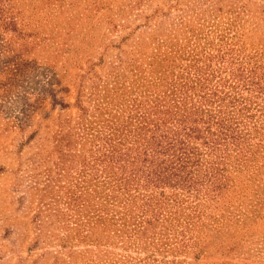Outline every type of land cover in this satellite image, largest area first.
<instances>
[{"label":"rangeland","instance_id":"obj_1","mask_svg":"<svg viewBox=\"0 0 264 264\" xmlns=\"http://www.w3.org/2000/svg\"><path fill=\"white\" fill-rule=\"evenodd\" d=\"M186 72L231 102L246 159L155 247L94 223L85 193L75 208L70 141L80 108L112 115ZM0 264H264V0H0Z\"/></svg>","mask_w":264,"mask_h":264},{"label":"trees","instance_id":"obj_2","mask_svg":"<svg viewBox=\"0 0 264 264\" xmlns=\"http://www.w3.org/2000/svg\"><path fill=\"white\" fill-rule=\"evenodd\" d=\"M201 80L196 72L176 74L161 94L134 95L127 107L105 117L97 104L90 113L80 108L70 141L73 155L81 157L76 184L83 190L75 196L77 210L85 193L93 202L87 205L100 210L94 223L104 213L121 231H150L148 241L155 247L167 240L173 222H186L182 230L198 226L197 214L185 209L195 210L199 199L218 197L230 186L228 157L246 159L240 130L231 124L234 107L226 111L230 101L216 104L219 96L213 88L204 89Z\"/></svg>","mask_w":264,"mask_h":264}]
</instances>
